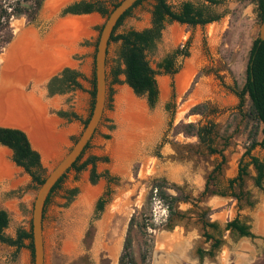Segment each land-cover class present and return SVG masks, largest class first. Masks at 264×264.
Instances as JSON below:
<instances>
[{"label":"rangeland","instance_id":"obj_1","mask_svg":"<svg viewBox=\"0 0 264 264\" xmlns=\"http://www.w3.org/2000/svg\"><path fill=\"white\" fill-rule=\"evenodd\" d=\"M74 1L78 0H45L34 23L25 16L12 18L14 38L0 54V81L3 59L8 66L18 63L32 71V79L24 91L27 95L36 94L44 114L31 130L46 132L51 127L54 136L60 139L53 160L47 164L41 160L44 177L77 142L93 110L95 54L107 17L99 13L62 16V9ZM100 1L112 11L113 5L122 0ZM167 2L176 11L183 3L192 2L221 18L204 27L177 22L165 25L156 49L148 56L152 68L158 70L157 64L184 47L187 41L189 56L177 59L180 66L177 74L156 76L159 100L154 108L149 107L145 96H137L127 84H112V78H107L102 121L78 163L80 166L90 157H96L97 172L103 177L93 184L91 165L83 171L71 169L50 197L43 219L45 264H118L135 213L140 221L147 219L148 232L153 234V241L149 242L152 246L149 264H264V191L255 185L254 166H249L243 188L245 195L240 201L230 196L229 189V181L236 177L248 146L252 126L246 117L248 101L240 108L235 90L246 82L250 49L259 38L261 22L257 4L255 0H221L218 5L204 0ZM154 4L155 0H146L133 9L116 34L149 28ZM74 18L82 20L83 26L63 27V22ZM118 47L119 43H111L108 48L107 73L115 64ZM48 58L59 61L60 65L44 76L41 67ZM187 64L192 66V77L180 91L177 77ZM65 68L83 75L79 78L82 87L49 95L48 82ZM3 90L6 96L23 92L19 87ZM200 104L207 105L205 113L190 115V109ZM60 113L69 116L61 117ZM190 122L216 125L219 138L215 146L223 151V157L210 154L197 138L176 133V126ZM263 137L260 133L259 140ZM29 138L40 153L42 146L38 139L32 135ZM0 149L5 151L2 161L5 169L0 174V209L10 219L4 233L15 238L20 229L31 232L33 205L41 185L13 162L10 149L2 146ZM253 154L264 159V149L260 147ZM223 159L221 171L214 175L209 187L210 192L225 195H203L207 180ZM157 180L167 182L170 194L176 195L177 187L188 198L176 204V214L171 218L164 203L148 200ZM234 192L239 193L240 189L236 187ZM102 196L107 202L103 211H98L97 202ZM204 214L219 224L220 231L228 221L238 217L249 227L252 236L225 232L221 247L210 255L207 252L212 241L207 242L203 236ZM208 232L218 236L211 228ZM31 244L32 240H25V247L18 249L0 241V264H34ZM143 248L144 237L136 230L134 253L138 260Z\"/></svg>","mask_w":264,"mask_h":264},{"label":"trees","instance_id":"obj_2","mask_svg":"<svg viewBox=\"0 0 264 264\" xmlns=\"http://www.w3.org/2000/svg\"><path fill=\"white\" fill-rule=\"evenodd\" d=\"M144 1L146 0H139L128 10L121 17L114 29L109 46L111 43H119V47L117 49V58L114 61L115 64L110 72L107 73V78H112V84H127L137 96H145L149 107L154 108L159 100V88L156 76L160 73L172 76L177 74L180 70V66L177 65V59L189 56V41H187L184 47L177 48L173 54L161 60L157 64L158 70L152 68L148 56L156 49L165 25L167 23L177 22L190 27H204L218 21L221 17L214 15L206 8L194 5L192 2L183 3L180 9L176 11L167 0H155V4L151 10L152 20L149 28L141 31L129 30L116 34L118 28L122 25L123 21L130 16L132 10L141 5ZM204 1L211 5H218L221 3V0ZM44 2L45 0H0V54L3 49L13 41L14 33L11 28L12 18L25 16L28 22L34 23L37 20ZM255 2L258 7V18L262 23L264 19V0H255ZM118 5L119 3H115L113 8ZM110 12L111 11L100 0H78L65 6L61 11V15L80 16L99 13L103 17H108ZM246 73L247 78L244 86L242 88L237 87L235 94L239 99L240 108L248 101L249 110L246 117L252 126L248 133V146L240 160L237 175L229 181V189L231 190L230 196L238 201L241 200V196L245 195L243 188L245 178L249 174L248 169L250 165L254 166L257 172L255 178L256 187L264 191V159L253 154V151L258 147L264 149V137L262 140H259L260 133L264 135V41H261L260 38H257L252 44ZM122 76L124 79H121ZM82 77L83 75L76 70L70 68L63 69L60 74L54 76L48 82L47 88L49 95L64 94L70 90L80 89L82 85L79 82V78ZM194 83L191 85L188 93L191 91ZM172 87L174 89V82L172 83ZM91 94L94 98L95 90H93ZM169 107L170 106L167 105L168 110L170 109ZM206 109V104L196 105L190 109L189 114L203 115ZM59 115L61 117L69 116L67 113H60ZM73 117L77 118V115L73 114ZM175 130L177 134L183 133L186 137L197 138L198 141L207 148L210 154L222 156L223 151L217 149L215 146L216 139L219 138V132L216 131V125L214 123L208 122L205 125L194 122L181 123L176 126ZM227 144V141H225V146H227ZM0 145L12 151L13 162L18 167L23 168L34 182L38 185L44 183L45 169L42 166L41 155L33 148L34 146L31 144L29 135H27L24 130L15 127H0ZM88 147L89 144L70 170L76 169L77 171H83L87 166L91 165V182L96 184L98 180L103 177V175L97 172L96 162L98 159L96 157H90L83 164L78 166L80 159ZM223 163L224 159L214 168L212 175H210L205 184L203 195L208 193L225 195L224 193L210 192L209 187L210 181L214 180V175L221 171ZM64 178L65 175L52 189L47 199L46 206L50 197L55 190L59 188ZM236 187L240 189L239 193L234 192ZM167 189L169 188L165 180L155 181L152 185L148 200L158 199L164 203L169 211V218H171L176 214V204L181 201H186L188 198L183 196L177 187L174 188L178 191L176 195L170 194ZM106 202L107 200H105L104 196L100 197L97 202V210L103 211ZM201 219L203 220L204 227L203 236L207 242L212 241L211 249L207 252L210 255H213L214 251L221 247V236H223L225 232L238 233L244 237L252 236L249 227L243 224L238 217L228 221L223 231H220L219 224L210 221L206 214H204ZM146 220L147 219L144 218L140 221L138 213H135L130 219L124 240L123 252L119 258L118 264H149L150 250L152 247L149 242L153 241V234L148 232ZM9 221L8 213L0 209V241L10 246H15L18 249L25 247L24 241L32 240V233L20 229L15 238L6 236L4 230L8 227ZM209 228L217 231L218 236L209 233ZM136 230L144 237V248L140 254L139 260L134 253V233ZM32 247L33 244H31V248ZM199 253H202V251L200 250Z\"/></svg>","mask_w":264,"mask_h":264},{"label":"water","instance_id":"obj_3","mask_svg":"<svg viewBox=\"0 0 264 264\" xmlns=\"http://www.w3.org/2000/svg\"><path fill=\"white\" fill-rule=\"evenodd\" d=\"M138 1L139 0H122L119 5L110 12L102 27L95 54V97L91 116L77 142L45 177V181L40 186L34 201L31 220L34 264H45L43 219L47 199L54 186L68 173L73 164L84 152L102 121L108 93L107 57L111 36L121 17ZM259 38L261 41H264V19L261 23Z\"/></svg>","mask_w":264,"mask_h":264},{"label":"bare ground","instance_id":"obj_4","mask_svg":"<svg viewBox=\"0 0 264 264\" xmlns=\"http://www.w3.org/2000/svg\"><path fill=\"white\" fill-rule=\"evenodd\" d=\"M83 23L82 20L74 18L63 22L62 25L63 27L73 26L79 28L80 26H83ZM43 63L44 65L41 69L45 71L44 76H47L53 69L60 65L59 61L55 62L51 58H48V60H45ZM192 71V66L187 64L185 69L178 75L177 87L180 91L188 85L189 80L192 77ZM31 79L32 71H28L18 63L13 66H8L6 60L3 59L0 81V126L19 128L30 133L28 134L29 137H31V135L32 137H36L42 146L39 151L42 155L43 163L47 164L54 158L60 139L54 136L51 127L46 132H36L31 130L32 126L37 124V121L40 123L39 118H43L44 114V109L40 100L36 97V94L33 92L30 95H27L24 91L25 85ZM163 82L165 83L166 79H163ZM12 87H19L23 92L15 91L6 96L3 89ZM37 90L36 87L35 92ZM31 121L33 123H31ZM4 155L5 151L0 149V174L4 173L5 169V165L2 166Z\"/></svg>","mask_w":264,"mask_h":264},{"label":"crops","instance_id":"obj_5","mask_svg":"<svg viewBox=\"0 0 264 264\" xmlns=\"http://www.w3.org/2000/svg\"><path fill=\"white\" fill-rule=\"evenodd\" d=\"M40 39H41V38H40ZM41 41H44V40H43V39H41ZM57 72H58V71H57ZM57 72H55L54 74H56ZM54 74H53V75H54Z\"/></svg>","mask_w":264,"mask_h":264}]
</instances>
